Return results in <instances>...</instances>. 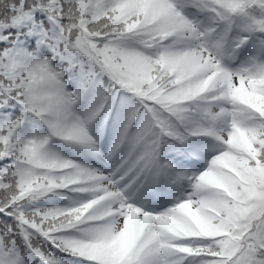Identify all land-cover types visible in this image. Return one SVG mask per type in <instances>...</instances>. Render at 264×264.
I'll return each mask as SVG.
<instances>
[{
    "label": "snow or ice",
    "instance_id": "obj_1",
    "mask_svg": "<svg viewBox=\"0 0 264 264\" xmlns=\"http://www.w3.org/2000/svg\"><path fill=\"white\" fill-rule=\"evenodd\" d=\"M0 264H264V0H0Z\"/></svg>",
    "mask_w": 264,
    "mask_h": 264
}]
</instances>
